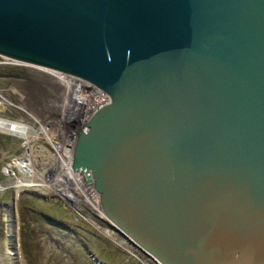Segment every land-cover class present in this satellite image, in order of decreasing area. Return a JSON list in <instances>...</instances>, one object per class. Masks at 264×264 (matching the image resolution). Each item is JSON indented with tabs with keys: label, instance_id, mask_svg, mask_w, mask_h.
Here are the masks:
<instances>
[{
	"label": "water",
	"instance_id": "water-1",
	"mask_svg": "<svg viewBox=\"0 0 264 264\" xmlns=\"http://www.w3.org/2000/svg\"><path fill=\"white\" fill-rule=\"evenodd\" d=\"M0 57L108 103L71 170L158 264H264V0H0Z\"/></svg>",
	"mask_w": 264,
	"mask_h": 264
},
{
	"label": "rangeland",
	"instance_id": "rangeland-1",
	"mask_svg": "<svg viewBox=\"0 0 264 264\" xmlns=\"http://www.w3.org/2000/svg\"><path fill=\"white\" fill-rule=\"evenodd\" d=\"M42 72L0 60V94L15 108L13 113L4 106L0 117L13 121L21 119L30 124L36 121L44 125L42 135L57 144L65 136L60 133L61 123L56 122L53 113L62 104L64 88L53 76ZM40 139L32 140L30 144L47 149L48 145ZM23 151L21 138L0 132V264H15L16 261L22 264H95L86 251L103 264H152L122 237L106 228L100 219L92 216L82 201L64 204L54 191L24 190L16 196L10 187L17 173L14 170L6 175L3 167ZM9 210L14 213L15 251L9 250L6 222ZM53 221L62 225H55Z\"/></svg>",
	"mask_w": 264,
	"mask_h": 264
},
{
	"label": "bare ground",
	"instance_id": "bare-ground-1",
	"mask_svg": "<svg viewBox=\"0 0 264 264\" xmlns=\"http://www.w3.org/2000/svg\"><path fill=\"white\" fill-rule=\"evenodd\" d=\"M0 60L5 62V63L9 62V63L18 64L19 66L24 65V66L32 67L34 69H39L40 71H43V72H45V73H47L53 77L55 75H57L60 78V76H61V74L54 72V71H51L49 69H43V68H39L36 66L27 65V64H20L18 62L11 61V60H8V59L2 58V57H0ZM69 77H71V76H69ZM63 78L66 79V77H63ZM66 86L68 88V91H67L68 95L70 96L69 100H68L70 102V105H68V103H62L59 106V108H56V110L53 113V115H54L53 118L56 120V122H58V124L61 123V126H59L60 133L62 132L65 136L64 138L62 136L63 139L61 140L60 143L58 142L60 145H57L58 143L54 144V143L49 142L47 140V138L44 137V135H42V132L44 131L43 130L44 126L38 127V134H37L36 132H31L32 128L28 124L9 121L8 118L6 119V118L0 117V130L7 132L9 134L16 135L19 138H21L22 144L24 147V151H23L24 153H22L20 156L18 155L19 157L15 158V159L13 158V160H11L7 165H5V167H3L4 168L3 173L7 175L9 173H12V171H14V170L16 171L17 178L10 187L15 192L16 195L21 190H28L31 192L60 191L63 193V195H61V196L65 195V198L67 197V199L73 198V196L78 197L80 199V201H82L83 205L86 206L87 209L92 214H94L98 218L100 217L104 220H107L102 213V210H101L100 205H99L98 197L93 192L92 187L85 183L82 175H80L76 172H73L71 170V157H72L71 156V149L73 148L76 132L79 129H81V127L77 128V126H76L77 121H78L77 119L74 120L72 118H69V111L72 112L71 107L73 109L77 108V104H79V106H81V108L82 107L86 108L85 107L86 104H85L83 99L75 98V96H74L75 91H72V89L69 85H66ZM60 88H61V86H60ZM61 101L62 102L64 101L63 97H61ZM92 104H93V102H90L88 104V106L90 107ZM1 108H0V112L4 113V111H2L3 109L1 110ZM94 108L95 107H93L91 110H94ZM21 109H23V108H21ZM17 110H18V108H17ZM31 117H32V115H31ZM27 119H28V117H27ZM35 120H37V119H35ZM42 121H44V120H42ZM20 126L22 128H20ZM28 130L30 131V134L28 133L29 132ZM46 132H47V130H46ZM68 133L70 134L69 137H67ZM39 134H41L42 136H40ZM39 137H41V139L43 138L44 143L46 145H48L47 149H45L42 145H33L32 142H31L32 145L30 144V141L35 140V139H39ZM67 139H70V140H67ZM66 142H68V144H66ZM58 180H59L60 184H59ZM72 211H73V209H72ZM13 217H14L13 211L9 210L8 215L6 216V218H7L6 222L8 223V234H9V240H10L9 241V245H10L9 250L10 251H15L14 245L16 243L14 220H12ZM97 220H99V219H97ZM146 258H148L150 261H152V264L153 263L158 264L156 261L152 260L151 258H149V257H146ZM15 264H22V263L19 261H16Z\"/></svg>",
	"mask_w": 264,
	"mask_h": 264
},
{
	"label": "built area",
	"instance_id": "built-area-1",
	"mask_svg": "<svg viewBox=\"0 0 264 264\" xmlns=\"http://www.w3.org/2000/svg\"><path fill=\"white\" fill-rule=\"evenodd\" d=\"M63 77H66V79ZM54 78L57 81H59L63 85V88H64V91L62 93V97H63L64 101L62 103H68V105H70V102L68 101L70 96L68 95V92H67L68 88L66 86V85H69L71 87L72 91H75V93H74L75 98L83 99L85 104H86V106H85L86 108H84V107L81 108V106H79V104H77V108L73 109L71 107L72 112L69 111V118H72L74 120H76V119L79 120V118H81L82 122L84 123L93 111H95L97 108H100V107H102L108 103V97L103 92H101L100 90H98L94 87L88 86L86 83L82 82L81 80H78V79L73 78V77L65 76L62 74H61L60 78L57 75H55ZM90 102H93V104L91 105L92 107L90 106L91 108L88 106V104ZM0 106L2 107V108L0 107L1 110L4 108V106L7 107L8 110H10V111H13V109H15L12 104L8 103L2 97L1 94H0ZM93 107H95L94 110H91ZM9 121H13V120H9ZM13 122L29 124L30 127L32 128L31 132H36L37 134H38V127L44 126V125H40L36 121H32L33 124L24 122L22 120H19V121L16 120ZM20 128H22V127L20 126ZM0 132H4V131L0 130ZM4 133H7V132H4ZM28 133L30 134V131ZM58 182H59V180H58ZM59 184H60V182H59ZM60 193L63 194L62 192H60ZM70 199L75 200V201H80V199L78 197H74V196H73V198H70Z\"/></svg>",
	"mask_w": 264,
	"mask_h": 264
}]
</instances>
